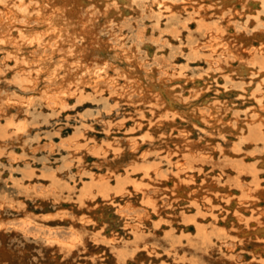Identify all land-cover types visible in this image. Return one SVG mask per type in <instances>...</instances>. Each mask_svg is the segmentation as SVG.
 I'll use <instances>...</instances> for the list:
<instances>
[{
	"label": "clouds",
	"instance_id": "clouds-1",
	"mask_svg": "<svg viewBox=\"0 0 264 264\" xmlns=\"http://www.w3.org/2000/svg\"><path fill=\"white\" fill-rule=\"evenodd\" d=\"M0 264H264V0H0Z\"/></svg>",
	"mask_w": 264,
	"mask_h": 264
},
{
	"label": "rangeland",
	"instance_id": "rangeland-1",
	"mask_svg": "<svg viewBox=\"0 0 264 264\" xmlns=\"http://www.w3.org/2000/svg\"><path fill=\"white\" fill-rule=\"evenodd\" d=\"M165 23H166V21H163V20H162V21L160 22V27L163 28V27L165 26ZM194 27H195V24L189 25V29H190V30H193ZM150 33H151V29H149L148 32H147L146 34H150ZM186 37H187V33L185 32V33H183L182 39H186ZM168 39H169V42H170V41H173V43H178V41H174V40H172L171 37H168ZM196 63H197V62H196ZM198 64H199V63H198Z\"/></svg>",
	"mask_w": 264,
	"mask_h": 264
},
{
	"label": "bare ground",
	"instance_id": "bare-ground-1",
	"mask_svg": "<svg viewBox=\"0 0 264 264\" xmlns=\"http://www.w3.org/2000/svg\"><path fill=\"white\" fill-rule=\"evenodd\" d=\"M195 27H196V25H195ZM195 27H194V29H195ZM193 29V30H194ZM183 36V33H181V37ZM172 39V38H171ZM170 43H173V41H170ZM179 43V42H178ZM165 51H167V50H165ZM184 51H187V49H184ZM182 57H179L178 58V61H182ZM197 63H201L200 61H197ZM218 83H223V81H218ZM251 158H249V160H250ZM246 163L247 162H249L248 160H246L245 161ZM242 179H250V177H243ZM192 228H193V231L195 230V226H191Z\"/></svg>",
	"mask_w": 264,
	"mask_h": 264
}]
</instances>
